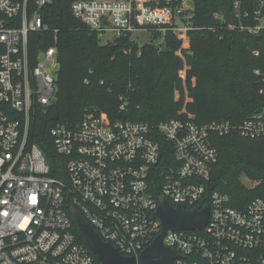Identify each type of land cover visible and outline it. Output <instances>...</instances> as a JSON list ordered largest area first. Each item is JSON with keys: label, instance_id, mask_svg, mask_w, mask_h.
<instances>
[{"label": "built area", "instance_id": "obj_1", "mask_svg": "<svg viewBox=\"0 0 264 264\" xmlns=\"http://www.w3.org/2000/svg\"><path fill=\"white\" fill-rule=\"evenodd\" d=\"M71 2L73 16L105 45L158 33L159 46L171 33L184 47L195 30L188 0ZM52 3L0 0V264H101L77 233L76 212L105 243L139 259L163 232L157 214L162 200L173 208H209L205 228L165 233L163 246L179 255L174 264H264V199L239 208L228 194L209 187L220 157L213 135L262 138L264 110L240 124H201L188 111L187 96L185 120L113 122L94 108L76 126L52 120L57 47L40 51L36 59L30 54L31 34L58 33L44 22L43 11ZM234 8L240 16V2ZM255 16L260 23L239 29L262 37L261 10ZM37 113L55 122L50 137L62 158L60 176L30 142Z\"/></svg>", "mask_w": 264, "mask_h": 264}, {"label": "trees", "instance_id": "obj_2", "mask_svg": "<svg viewBox=\"0 0 264 264\" xmlns=\"http://www.w3.org/2000/svg\"><path fill=\"white\" fill-rule=\"evenodd\" d=\"M192 1L195 30L185 45L186 52H194L188 57L186 70L187 109L201 124H240L264 110V35L259 37L239 29L240 25L254 27L260 23L255 16L257 10H261L260 18L264 20V0ZM235 2L241 4L240 16ZM71 4V0H53L43 11L44 22L58 30L57 34L30 36L32 59L40 51L57 47L60 66L54 111L59 112V122L76 126L93 108L108 114L113 122L159 124L171 119L185 120V98L175 97L181 41L167 33L164 42L157 46L155 41L160 34L155 33L153 42L141 47L130 37L102 44L97 34L73 16ZM231 26L236 28L229 29ZM256 71L261 74L256 75ZM54 124L49 115L37 113L30 142L43 150L53 174L60 176L62 171L58 173L56 169L62 158L56 154L50 137ZM161 143L164 149L170 146L166 141ZM213 144L220 157L209 187L228 194L239 208L254 199H264V137L213 135ZM244 178L256 185L247 187ZM77 233L85 243L82 233Z\"/></svg>", "mask_w": 264, "mask_h": 264}, {"label": "water", "instance_id": "obj_3", "mask_svg": "<svg viewBox=\"0 0 264 264\" xmlns=\"http://www.w3.org/2000/svg\"><path fill=\"white\" fill-rule=\"evenodd\" d=\"M186 6L191 11L195 9L192 0H188ZM188 54L194 56V52H189ZM59 117V112L56 111L51 119L58 120ZM157 214L161 220L163 232L153 245L141 253L139 259L123 256L111 244L105 243L98 233L83 219L80 213L76 212L74 217L86 245L101 264H174V261L179 258V255L163 246L165 233L168 230L197 231L205 228L209 218V208L201 211L187 210L184 206L173 208L166 200H162Z\"/></svg>", "mask_w": 264, "mask_h": 264}, {"label": "rangeland", "instance_id": "obj_4", "mask_svg": "<svg viewBox=\"0 0 264 264\" xmlns=\"http://www.w3.org/2000/svg\"><path fill=\"white\" fill-rule=\"evenodd\" d=\"M153 37L150 34H146V33H140V34H136L134 36V40L136 41V43L141 47L144 44L148 43V42H153ZM102 44H104V41H102ZM186 46L182 47V45L179 47V49L177 50V52L180 55V61H181V65L179 67V69L176 72L177 75V80H176V86H177V90L175 92V97L177 99H182L188 96V87H187V79H186V70L188 67V57L190 56L188 53L191 51H185ZM243 182L246 184L247 187H254L256 185V183L249 181L248 179L244 178Z\"/></svg>", "mask_w": 264, "mask_h": 264}]
</instances>
